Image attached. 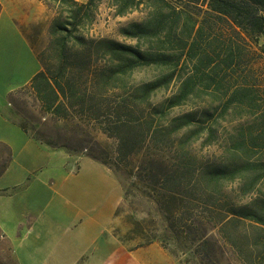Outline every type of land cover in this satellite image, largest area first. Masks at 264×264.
Returning a JSON list of instances; mask_svg holds the SVG:
<instances>
[{
  "label": "trees",
  "instance_id": "16d2710c",
  "mask_svg": "<svg viewBox=\"0 0 264 264\" xmlns=\"http://www.w3.org/2000/svg\"><path fill=\"white\" fill-rule=\"evenodd\" d=\"M38 1L52 14L47 46L37 54L42 70L30 81L40 109L59 119H68L75 112L79 120L97 125L101 132L116 139L115 159L119 162L130 159L146 143L157 145L165 132L173 135L192 125L191 115L169 119L167 125H153L151 115L146 114L152 95L173 80V74H169L139 86L132 83V76L144 66L170 63L174 58L154 50H176L180 52L178 59L185 56L193 60L197 56V70L205 63L208 67L217 57L234 73L243 44L256 45L264 53V0ZM102 6L112 19L135 13L141 17L119 27L115 37L97 35L92 32L93 24ZM206 35L211 38L208 43ZM213 75H208L209 80L220 88L222 79L217 80V72ZM238 77L243 78L235 82L232 97L242 96L248 99V106L254 107L255 87L248 76ZM191 91L188 81L180 87L179 95L152 112L165 116ZM243 153L247 157L250 152ZM89 157L108 166L103 160ZM7 165L1 167L0 175ZM191 165L181 156L172 167L161 171L163 185L170 193L184 196L179 188L188 184L190 194H183L200 202L207 220L215 219L221 236L242 264H264V201L238 206L231 199L225 200L229 198L226 184L237 178L243 180L244 194L253 191L259 181L264 182L261 172L256 173L258 166L235 152L224 162L205 165L196 172ZM245 221L252 229L241 233L239 226ZM12 262L18 264L14 258Z\"/></svg>",
  "mask_w": 264,
  "mask_h": 264
},
{
  "label": "rangeland",
  "instance_id": "374dc122",
  "mask_svg": "<svg viewBox=\"0 0 264 264\" xmlns=\"http://www.w3.org/2000/svg\"><path fill=\"white\" fill-rule=\"evenodd\" d=\"M0 3V99L6 98V102L11 103V117L41 143H49L53 149H63L73 156H93L108 164L123 186L111 233L131 247L159 243L173 259L172 264H242L221 236L215 219L207 220L200 202L183 194H190L188 184L179 188L184 196L174 195L163 185L161 171L172 167L182 156L196 172L205 165L224 162L235 152L258 166L256 173L261 172L264 177V53L259 47L250 42L251 45L243 44L240 56L236 58L238 64L234 65L236 73L226 69L217 57L208 67L205 63L197 70V56L193 60L185 56L178 59L180 52L176 50H154L174 58L170 63L144 66L132 76V83L139 86L169 74H173V80L152 95L146 114L151 115L153 125H167L169 119L191 115L192 125L173 135L165 132L157 145L146 143L130 159L119 162L115 159V138L101 132L95 124L79 120L75 112L68 119L46 113L40 109L30 82L20 88L35 69L30 47L37 55L47 46L52 14L46 9L40 17L26 20L22 18L24 4L20 0H1ZM201 8L203 12L205 8ZM109 13L105 6L101 7L93 24V33L115 37L119 27L141 17L135 13L112 19ZM209 40L211 38L206 35L205 43ZM263 41L261 38V43ZM214 72L218 73L217 80L222 79L220 88L209 80L208 75L215 76ZM238 75L248 76L247 80L255 87L254 107L248 106V99L242 96L232 97L235 82L243 78ZM188 81L192 91L181 105L169 109L163 117L152 112L179 95L180 87ZM11 90L14 92L10 95ZM246 151L250 152L247 157L243 153ZM0 152L4 154L0 156L1 169L8 156L1 148ZM242 187L240 178L227 183L225 192L229 198L225 200L231 199L238 206H252L264 201L263 180L250 193L244 194ZM239 228L241 233L252 229L249 221L240 223ZM13 258L16 259L12 243L0 233V264H13Z\"/></svg>",
  "mask_w": 264,
  "mask_h": 264
},
{
  "label": "crops",
  "instance_id": "0c3cea01",
  "mask_svg": "<svg viewBox=\"0 0 264 264\" xmlns=\"http://www.w3.org/2000/svg\"><path fill=\"white\" fill-rule=\"evenodd\" d=\"M20 2L26 20L45 14L38 0ZM30 49L35 69L20 88L42 70ZM10 107L0 99V148L8 156L0 175V230L18 264H172L159 243L131 247L111 233L123 186L108 166L36 140Z\"/></svg>",
  "mask_w": 264,
  "mask_h": 264
}]
</instances>
